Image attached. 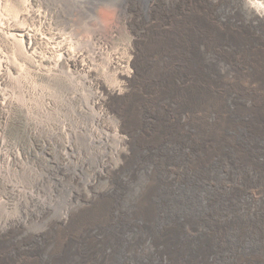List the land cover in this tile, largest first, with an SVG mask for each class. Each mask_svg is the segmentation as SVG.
Listing matches in <instances>:
<instances>
[{
  "label": "bare ground",
  "instance_id": "obj_1",
  "mask_svg": "<svg viewBox=\"0 0 264 264\" xmlns=\"http://www.w3.org/2000/svg\"><path fill=\"white\" fill-rule=\"evenodd\" d=\"M0 264H264V0H0Z\"/></svg>",
  "mask_w": 264,
  "mask_h": 264
},
{
  "label": "rangeland",
  "instance_id": "obj_2",
  "mask_svg": "<svg viewBox=\"0 0 264 264\" xmlns=\"http://www.w3.org/2000/svg\"><path fill=\"white\" fill-rule=\"evenodd\" d=\"M106 15V16H105ZM110 16L108 15V14H106V12H101V21H102V24L104 25V26H108L109 24H110V18H109Z\"/></svg>",
  "mask_w": 264,
  "mask_h": 264
}]
</instances>
